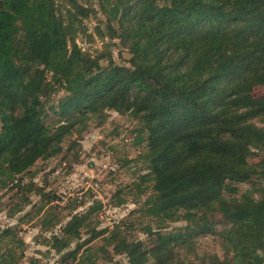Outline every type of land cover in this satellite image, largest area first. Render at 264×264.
<instances>
[{"label":"trees","instance_id":"16d2710c","mask_svg":"<svg viewBox=\"0 0 264 264\" xmlns=\"http://www.w3.org/2000/svg\"><path fill=\"white\" fill-rule=\"evenodd\" d=\"M100 7L105 21L89 31L85 20L97 9L81 0H0V188L23 190L10 214L30 203L34 183L24 177L63 153L78 123L114 110L139 120L146 134L142 179L152 192L139 212L158 227L148 224L146 240L129 241L115 225L107 244L129 264H264V187L238 195L254 176L264 182V94H254L264 85V0H102ZM80 36L103 47L87 50ZM110 36L131 53L129 66L102 64ZM50 113L57 118L47 120ZM35 187L40 203L19 223L39 217L41 228L53 229L57 215L42 214L55 191ZM101 207L72 215L52 246L67 247ZM173 221L185 224L169 229ZM19 231L17 224L0 231V264L24 256ZM208 235L219 237L223 257L183 255Z\"/></svg>","mask_w":264,"mask_h":264},{"label":"rangeland","instance_id":"374dc122","mask_svg":"<svg viewBox=\"0 0 264 264\" xmlns=\"http://www.w3.org/2000/svg\"><path fill=\"white\" fill-rule=\"evenodd\" d=\"M81 1L97 9L85 20L89 31H93L95 25L103 23L106 18L100 7L102 0ZM106 41L111 44V56L104 59L102 64L107 65L109 60H113L129 66L131 53L120 45V40L110 36ZM78 42L91 51L103 47L100 38L89 42L86 36H80ZM65 94L63 91L53 94L50 105H57ZM254 94H264V85L257 86ZM56 118L50 113L47 120ZM140 129L139 120L128 113L120 114L114 110L107 111L106 118L94 116L85 123H78L73 134L65 139L63 153L40 162L31 172L36 173L34 176L28 174L24 177L23 183H34V188L28 191L30 203L22 213L11 215L9 209L19 199L22 200L23 190L0 188V231L8 225L17 224L20 227L19 235L26 242L24 256L16 264H93V261L95 264H129L127 254L117 251L115 244L108 245L104 238L115 225L121 226L120 236L129 241L146 240L148 235L144 227L148 224L154 229L158 227L157 219L144 218L139 212L142 202L152 192V182L142 179L148 171V164L142 156L146 134H141ZM257 160L255 154L250 155L251 163ZM35 185L55 191L54 204L47 203L48 210L42 214L45 216L50 211L57 215L56 219L61 224L53 229L41 228L36 222L39 217L30 223H19L25 212L40 203ZM239 186L238 195L259 186V192H256L258 196L264 182L261 176H254L250 182ZM78 194L84 195V198L75 199ZM97 201L102 203V207L87 214L80 236L67 247L59 249L52 246L51 237L54 234L62 235L61 225H65L75 213L85 215ZM184 224V221H173L167 225L171 229ZM102 230L107 232L96 236ZM75 250L78 251L76 257L69 256V252ZM182 252L184 256L198 261L209 253L223 257V247L215 235L199 238L194 252Z\"/></svg>","mask_w":264,"mask_h":264},{"label":"built area","instance_id":"2783aa9c","mask_svg":"<svg viewBox=\"0 0 264 264\" xmlns=\"http://www.w3.org/2000/svg\"><path fill=\"white\" fill-rule=\"evenodd\" d=\"M94 188V186H92Z\"/></svg>","mask_w":264,"mask_h":264}]
</instances>
